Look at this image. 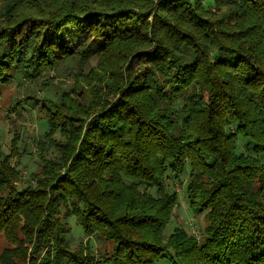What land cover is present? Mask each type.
Wrapping results in <instances>:
<instances>
[{
	"label": "trees",
	"instance_id": "trees-1",
	"mask_svg": "<svg viewBox=\"0 0 264 264\" xmlns=\"http://www.w3.org/2000/svg\"><path fill=\"white\" fill-rule=\"evenodd\" d=\"M201 1L0 0V85L95 58L41 101L37 172L0 142V264H264V0ZM181 175L206 224L165 238Z\"/></svg>",
	"mask_w": 264,
	"mask_h": 264
},
{
	"label": "rangeland",
	"instance_id": "rangeland-1",
	"mask_svg": "<svg viewBox=\"0 0 264 264\" xmlns=\"http://www.w3.org/2000/svg\"><path fill=\"white\" fill-rule=\"evenodd\" d=\"M214 1L202 0L201 2L205 8L215 12ZM41 39L52 40L54 42L63 41L66 47H71L75 50L85 41L83 36L78 33V28L73 24H69L59 32L51 29L46 30ZM41 39L39 38L38 41ZM94 65L95 58L81 65L74 61L63 62L55 70L44 71L40 77L34 78V80L30 79L27 81L28 79H26L22 81L15 74V79L11 84H8V80H6L5 83L0 85V142L4 151L7 152L13 135H19L21 140L20 149L24 150L26 154L17 159L18 165L16 169L21 173L23 179L26 180V177L34 170L37 172L38 168L36 169V167L40 163L35 156L36 148L34 142L46 129L39 119L41 115L37 110L43 103L41 101L45 98L51 100L58 98L63 91H66L74 84L72 74L78 72L77 69L79 67V70L86 72L88 67ZM20 101H25L21 103V109L19 108ZM56 132L57 130L55 134ZM246 144L245 141L238 140L237 151L252 155L250 149L245 147ZM171 178L170 181L166 182V185L170 192L176 193L177 204L172 210L170 222H168L163 230L164 237L167 238L175 226L182 227L188 234L198 236L206 223L202 216L195 217L188 209L185 197L187 177L186 175H181L177 178L171 176ZM69 226L70 234L68 235V241L72 248L76 247L79 242H82V245L88 243L94 251H97L102 245L95 239L84 238L82 230L75 224L74 219L71 218L69 220ZM5 246L4 238L0 237V250ZM8 247H13V245L8 242Z\"/></svg>",
	"mask_w": 264,
	"mask_h": 264
}]
</instances>
